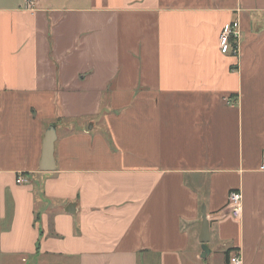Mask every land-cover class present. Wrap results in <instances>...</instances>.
Segmentation results:
<instances>
[{
  "label": "crops",
  "instance_id": "1",
  "mask_svg": "<svg viewBox=\"0 0 264 264\" xmlns=\"http://www.w3.org/2000/svg\"><path fill=\"white\" fill-rule=\"evenodd\" d=\"M29 1L0 0V256L264 264V0Z\"/></svg>",
  "mask_w": 264,
  "mask_h": 264
},
{
  "label": "built area",
  "instance_id": "2",
  "mask_svg": "<svg viewBox=\"0 0 264 264\" xmlns=\"http://www.w3.org/2000/svg\"><path fill=\"white\" fill-rule=\"evenodd\" d=\"M35 6V1L30 0L28 3L29 8ZM239 40H240V23L238 20L228 23L223 27V30L219 37L220 50L223 54L232 53L237 56L239 53ZM260 170L264 172V159ZM25 179L23 177L18 178V183L23 184ZM227 208L229 215L235 220H240L243 214V196L239 190H232L228 196ZM230 264H244L243 258L240 252H237L230 258Z\"/></svg>",
  "mask_w": 264,
  "mask_h": 264
},
{
  "label": "water",
  "instance_id": "3",
  "mask_svg": "<svg viewBox=\"0 0 264 264\" xmlns=\"http://www.w3.org/2000/svg\"><path fill=\"white\" fill-rule=\"evenodd\" d=\"M57 141V134H56V126L51 125L44 137L43 141V152L42 158L39 164L40 172L42 173H51L56 170V159H55V143ZM74 207H72L73 209ZM71 209V210H72ZM68 212L74 214V210ZM204 213L203 217V224H202V232H201V243L203 244V254L202 258H206V256L210 253L208 248L209 243V236H210V226L207 220L206 213Z\"/></svg>",
  "mask_w": 264,
  "mask_h": 264
},
{
  "label": "rangeland",
  "instance_id": "4",
  "mask_svg": "<svg viewBox=\"0 0 264 264\" xmlns=\"http://www.w3.org/2000/svg\"><path fill=\"white\" fill-rule=\"evenodd\" d=\"M51 2H60L62 3V0H49ZM82 1V5L84 4V0H67L64 6H75L74 4H76V2H80ZM84 6V5H83ZM23 258H25L26 260H28V262L26 261V263H23ZM0 264H35V262H33L31 260L30 257H25V256H15V255H1L0 256Z\"/></svg>",
  "mask_w": 264,
  "mask_h": 264
}]
</instances>
